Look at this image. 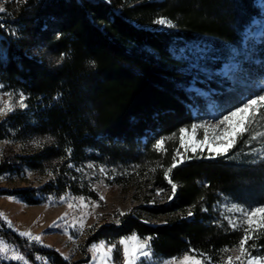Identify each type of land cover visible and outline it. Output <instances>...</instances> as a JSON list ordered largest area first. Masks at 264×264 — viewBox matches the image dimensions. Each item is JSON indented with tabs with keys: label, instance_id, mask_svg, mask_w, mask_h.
<instances>
[{
	"label": "trees",
	"instance_id": "obj_1",
	"mask_svg": "<svg viewBox=\"0 0 264 264\" xmlns=\"http://www.w3.org/2000/svg\"><path fill=\"white\" fill-rule=\"evenodd\" d=\"M259 15L257 0H7L0 12V84L24 93L27 108L18 107L0 121V140L45 142L28 154L6 146L0 173L51 166L53 177L39 187L0 192L28 204L64 194L94 197L77 186L69 165L101 158L107 139L131 142L194 121L190 105H202L203 98L191 88L193 79H207V72L228 60ZM159 17L174 26L161 28L155 22ZM229 157L187 158L166 177L168 156L157 175L171 178L176 194L161 206L143 208L166 214L167 220L150 224L128 211L119 224L100 226L89 241L135 234L150 238L156 258L194 254V249L200 259L198 254L205 253L212 264L225 263L242 235L213 220L211 206L218 193L251 192L264 179L263 166L234 156V150ZM0 238L30 263L36 262L34 249L48 264L79 263L3 226ZM248 243L264 248V234Z\"/></svg>",
	"mask_w": 264,
	"mask_h": 264
},
{
	"label": "rangeland",
	"instance_id": "obj_2",
	"mask_svg": "<svg viewBox=\"0 0 264 264\" xmlns=\"http://www.w3.org/2000/svg\"><path fill=\"white\" fill-rule=\"evenodd\" d=\"M6 1L0 0V7L5 9ZM257 4L260 7V15L244 29L241 44L232 51L231 57L212 73L207 72V79H193L191 88L196 90L203 98V104L200 106L190 105L194 121L185 122L184 125L180 126L189 128V134L192 123L205 121L215 123L217 116L225 107L241 106L240 102L245 101L246 98L257 93L264 94V91H262L264 90V0H257ZM158 26L169 28L159 24ZM212 80L217 85H213ZM196 82H201L203 85L199 86ZM10 93L21 92L4 90L0 84V100L8 102ZM17 99L18 97L13 95L12 103L15 104ZM2 106L0 104V107ZM261 111L264 112V109ZM3 118H0V121ZM179 128L167 133L150 134L149 132L147 135H143L139 139L135 138L131 142H122L116 138L107 139L104 141L107 149H105V153L101 158H89L82 162L80 166L70 164L72 165L71 168L77 173V186L85 188L87 192H92L94 197L87 194H64L59 198L50 197L42 203L28 204L14 195L0 192V226L11 229L30 244L58 251L69 262L79 261L78 264H99L97 254L90 250L93 244L101 242L106 246L115 244L116 250L110 254L111 261L108 264H120L122 246L117 241L125 237L117 238L113 242L106 240L90 242L89 237L102 225H116V221H119L120 218V212L132 211L135 214H141V219L150 224L163 223L167 220L168 215L154 214V212L143 208L158 207L169 201L171 186L167 182L168 179L162 180L157 174L159 170L166 168L164 160L170 156L172 162L175 155L174 150L180 147L178 143ZM173 133L175 135H172ZM253 134L264 135V121L257 123ZM169 136L171 139L166 140L163 145L166 151L154 150L153 144L156 139ZM198 138H201L199 134ZM33 140H40L41 146L34 144ZM4 141L10 142L4 143ZM44 142L45 139H30L27 141L3 139L0 140V151L3 153L4 148L9 146L16 153H35L41 150ZM258 146V143L253 144V147ZM180 150L183 152L182 148ZM233 150L234 156L240 155L251 162L256 160L255 165L264 167V160H259L250 155L244 143L239 142ZM190 156V152L185 153L184 160ZM1 157L2 155H0V162ZM89 165L92 167H89ZM101 168L106 170V174L100 171ZM152 169H155V171H152ZM28 172L31 173L30 176L27 175ZM0 177H4L0 179V191L2 189L39 187L51 181L53 170L49 166L45 171L25 170L23 174L4 172L0 173ZM260 182L251 192L241 189L235 194L218 193L211 206V218L229 227L224 219L228 215V206L232 204L264 206V179H261ZM157 189H164V192L157 195ZM101 196L104 197L103 200L100 199ZM62 197L63 199H61ZM78 197H84V204H88L86 209ZM92 202H96L98 206L93 207ZM69 203L73 207L70 208ZM83 213L89 214L83 216L84 230L82 233H78L72 225L79 224ZM54 222L58 226L55 228L50 227ZM25 232L31 235L25 237L22 235ZM240 232L242 235V231ZM252 235L257 236L256 233ZM32 236H40L41 240L34 241L31 238ZM252 244L245 245L251 255L253 257L264 256V248L257 245L253 249ZM4 250H7L6 255L9 259L0 261V264H10L13 261H17L18 264H48L49 262L34 249L36 262L30 263L21 250L0 238V252ZM238 255L239 244L230 250L228 256H232L235 260ZM181 256L173 257L180 258ZM170 258L172 257H164V259ZM223 264H227V258Z\"/></svg>",
	"mask_w": 264,
	"mask_h": 264
},
{
	"label": "snow or ice",
	"instance_id": "obj_3",
	"mask_svg": "<svg viewBox=\"0 0 264 264\" xmlns=\"http://www.w3.org/2000/svg\"><path fill=\"white\" fill-rule=\"evenodd\" d=\"M26 2V0H25ZM5 11L3 7H0V12ZM159 25L173 27V22L168 18H158L155 21ZM61 56V60L63 59ZM59 62V61H58ZM94 65V61L90 62ZM264 91V90H262ZM18 97L15 104L12 103V96ZM9 101L4 102L0 100V118L7 116L9 113L14 112L16 107L21 109L27 108L25 100L27 97L24 93L9 94ZM241 106L225 107L223 111L217 116L215 123H209L207 121L201 123H192L189 128L180 127L179 128V148H176L175 155L173 156L171 166L167 167L165 170V176L168 177L174 168L178 166L179 163H183L184 154L191 153V158H204V159H215L217 157H229V153L236 148L237 144L243 140L244 146L248 148L249 154L255 156L259 160H264V135H255L253 130L255 129L258 122L264 121V94H255L246 98L245 101L240 102ZM226 113V114H225ZM222 117V118H221ZM198 134L201 138H198ZM247 134V139L244 137ZM172 135H175L173 133ZM187 137V139H186ZM48 139H51L50 137ZM171 139V137H160L156 139L153 148L156 151L164 152L166 149L163 147L166 140ZM10 141H4V143H9ZM37 146H41L40 140L32 141ZM259 144L258 147H253V144ZM183 149L181 152L180 149ZM66 152L70 155L71 149H66ZM206 153V154H205ZM2 155V151H0ZM253 162H256L254 160ZM72 167V165H69ZM89 167H92L89 165ZM100 171L106 174V170L101 168ZM155 171V169H152ZM27 175H31L30 172ZM51 175V173H49ZM4 177H0L3 179ZM168 184L171 186V195L168 197L171 200L177 191V185L171 178H168ZM157 195L164 192V189H157ZM63 199V197L61 198ZM83 207L86 209L88 204H84V197H78ZM101 200L104 199L103 196L100 197ZM93 207H97L96 202H92ZM69 207H73L69 203ZM206 211V209H204ZM228 215L225 216L229 228L232 230L242 231V238L239 240V255L235 257H227V264H264V256L253 257L245 245L249 240H253V233H256L258 238L259 235L264 234V206H241L232 204L228 206ZM89 213H83L79 224L72 225L73 228L77 230L78 233H82L84 230V220L83 216ZM121 216L126 215L124 212L119 213ZM238 214V215H237ZM67 215V214H65ZM189 216L193 213L189 212ZM63 219V218H61ZM119 224V221H116ZM58 225L54 222L50 227H57ZM25 237L30 236L28 232L23 233ZM32 240L40 241V236H32ZM117 243L122 246V259L120 264H212V258L207 256L205 253H199L198 255L203 259L197 258L195 254L196 250H190L193 255L188 253L182 254L180 258L172 257L170 259L156 258L155 253L151 249L150 238H144L141 240L137 235L133 234L129 237H125ZM253 249L256 248L255 244H252ZM91 251L97 254L99 264H108L111 261V253L116 250V245L106 246L103 242L99 244H93L91 246ZM227 249H221V252H226ZM7 250L0 252V261L7 260L9 257L6 255ZM246 258V259H245ZM223 264V261H222Z\"/></svg>",
	"mask_w": 264,
	"mask_h": 264
}]
</instances>
